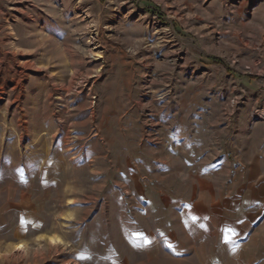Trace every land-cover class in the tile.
<instances>
[{"label":"rangeland","instance_id":"374dc122","mask_svg":"<svg viewBox=\"0 0 264 264\" xmlns=\"http://www.w3.org/2000/svg\"><path fill=\"white\" fill-rule=\"evenodd\" d=\"M263 138L264 0H0V264H230Z\"/></svg>","mask_w":264,"mask_h":264},{"label":"crops","instance_id":"0c3cea01","mask_svg":"<svg viewBox=\"0 0 264 264\" xmlns=\"http://www.w3.org/2000/svg\"><path fill=\"white\" fill-rule=\"evenodd\" d=\"M250 144L246 151L234 149L238 170L227 186L229 195L211 207L209 220L199 221L210 241L198 249L224 255L230 264H264V146Z\"/></svg>","mask_w":264,"mask_h":264},{"label":"bare ground","instance_id":"6f19581e","mask_svg":"<svg viewBox=\"0 0 264 264\" xmlns=\"http://www.w3.org/2000/svg\"><path fill=\"white\" fill-rule=\"evenodd\" d=\"M52 240H54V239H52ZM19 246L22 247V248H23V247L25 248V245H24V244H20Z\"/></svg>","mask_w":264,"mask_h":264},{"label":"trees","instance_id":"16d2710c","mask_svg":"<svg viewBox=\"0 0 264 264\" xmlns=\"http://www.w3.org/2000/svg\"><path fill=\"white\" fill-rule=\"evenodd\" d=\"M214 62L216 63V62H218V60L216 59Z\"/></svg>","mask_w":264,"mask_h":264},{"label":"snow or ice","instance_id":"6c2138e0","mask_svg":"<svg viewBox=\"0 0 264 264\" xmlns=\"http://www.w3.org/2000/svg\"><path fill=\"white\" fill-rule=\"evenodd\" d=\"M22 223H25V221H23V219H22Z\"/></svg>","mask_w":264,"mask_h":264}]
</instances>
